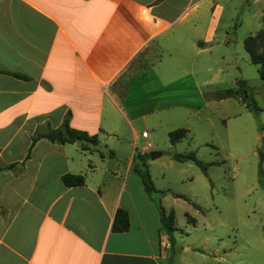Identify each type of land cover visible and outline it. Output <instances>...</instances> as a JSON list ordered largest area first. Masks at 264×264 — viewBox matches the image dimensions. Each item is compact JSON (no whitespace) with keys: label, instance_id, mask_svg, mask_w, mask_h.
Instances as JSON below:
<instances>
[{"label":"crops","instance_id":"crops-1","mask_svg":"<svg viewBox=\"0 0 264 264\" xmlns=\"http://www.w3.org/2000/svg\"><path fill=\"white\" fill-rule=\"evenodd\" d=\"M217 1L0 0V264H171L166 193L143 188L132 155L148 129L212 100L209 56L226 38ZM245 2L264 28V0ZM65 113L98 142L32 140ZM65 172L84 180L65 185ZM117 207L125 230L111 229Z\"/></svg>","mask_w":264,"mask_h":264},{"label":"rangeland","instance_id":"rangeland-1","mask_svg":"<svg viewBox=\"0 0 264 264\" xmlns=\"http://www.w3.org/2000/svg\"><path fill=\"white\" fill-rule=\"evenodd\" d=\"M219 3L217 30L226 38H217L220 43L214 44L209 56L210 90L231 87L235 78H244L246 93L215 99L206 91L210 102L198 112H189L187 119L178 116L173 125H167L168 130L186 128L182 138L170 142L163 126L148 129V136H140L136 145L146 148V159L148 151L160 152L148 166L145 163L153 185L166 193L165 213H172L171 264L180 255L193 264H264V81L242 45V39L260 24L250 14L254 3ZM219 53L223 58L219 59ZM218 64L221 70L214 68ZM248 101L254 109L246 105ZM188 150L203 161H216L207 166L206 175L191 160L170 156ZM151 195L159 197L157 192ZM186 244L202 248L204 258L192 250L180 252Z\"/></svg>","mask_w":264,"mask_h":264},{"label":"trees","instance_id":"trees-1","mask_svg":"<svg viewBox=\"0 0 264 264\" xmlns=\"http://www.w3.org/2000/svg\"><path fill=\"white\" fill-rule=\"evenodd\" d=\"M264 44V28L260 27L254 33L246 35L242 39V45L244 50L248 55V59L251 63L257 65V73L261 80L264 81V48L262 47ZM17 76H23L18 73H13ZM242 92L246 93V84L243 79L236 78L235 83L231 87H226L222 89H215L212 91L211 96L213 98H222L225 96H230L235 93ZM250 109H254V104L252 101H248L246 104ZM186 133V129L184 127H177L167 131L168 139L170 142H174L175 140L181 138ZM36 137H45L50 141L63 143V142H72L76 141L81 148H86L88 145H94L98 142L97 135L95 133H87L85 130L71 127L68 124V113H65L62 117L61 124L59 127L51 128L45 127L40 131H35L32 136V140ZM112 151L109 150V153ZM146 154L145 152L135 151L132 155V163L131 167L138 173L141 178L143 188L146 191L157 190L161 194L165 193L164 190L156 189L153 185L152 180L149 176V173L146 169ZM171 158L184 161L191 160L200 171L206 175V169L209 164H213L216 161H203L197 158L194 154L193 150H188L186 152H171ZM13 163H9L5 165L6 167L12 166ZM60 180L65 185H76L81 184L84 180L82 173H70L65 172L60 175ZM175 196H181V194L172 192ZM160 213V222L161 226L168 233L169 239V248L171 247V236L169 234L172 229V213L168 211L165 213L164 209L161 206H158ZM128 227V215L127 211L122 207H117L114 211L113 218L111 221V229L114 231L125 230Z\"/></svg>","mask_w":264,"mask_h":264},{"label":"water","instance_id":"water-1","mask_svg":"<svg viewBox=\"0 0 264 264\" xmlns=\"http://www.w3.org/2000/svg\"><path fill=\"white\" fill-rule=\"evenodd\" d=\"M158 154H159V151H156V150H150V151H148V156L150 158H152V157H154V156H156ZM167 253H168V248L165 249V254L167 255Z\"/></svg>","mask_w":264,"mask_h":264},{"label":"built area","instance_id":"built-area-1","mask_svg":"<svg viewBox=\"0 0 264 264\" xmlns=\"http://www.w3.org/2000/svg\"><path fill=\"white\" fill-rule=\"evenodd\" d=\"M142 135H145V132L144 131H142V133H141Z\"/></svg>","mask_w":264,"mask_h":264}]
</instances>
